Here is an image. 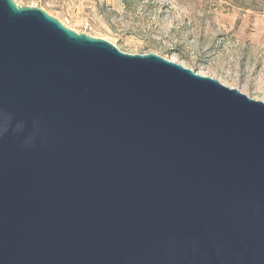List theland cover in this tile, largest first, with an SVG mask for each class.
I'll use <instances>...</instances> for the list:
<instances>
[{"label":"water","instance_id":"95a60500","mask_svg":"<svg viewBox=\"0 0 264 264\" xmlns=\"http://www.w3.org/2000/svg\"><path fill=\"white\" fill-rule=\"evenodd\" d=\"M0 264H264V102L0 0Z\"/></svg>","mask_w":264,"mask_h":264},{"label":"rangeland","instance_id":"374dc122","mask_svg":"<svg viewBox=\"0 0 264 264\" xmlns=\"http://www.w3.org/2000/svg\"><path fill=\"white\" fill-rule=\"evenodd\" d=\"M130 54L156 53L264 102V0H14Z\"/></svg>","mask_w":264,"mask_h":264}]
</instances>
